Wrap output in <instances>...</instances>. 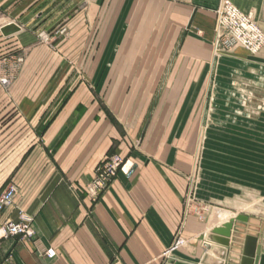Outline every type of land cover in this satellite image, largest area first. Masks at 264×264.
<instances>
[{
  "label": "crops",
  "instance_id": "obj_1",
  "mask_svg": "<svg viewBox=\"0 0 264 264\" xmlns=\"http://www.w3.org/2000/svg\"><path fill=\"white\" fill-rule=\"evenodd\" d=\"M230 1L264 32V0ZM218 2L0 0V29L20 28L9 37L0 33V77L12 80L0 85V192L9 185L17 190L2 220L15 221L22 211L35 231L29 241H4L0 264H237L247 235L263 249L260 223L250 216L235 224L224 247L207 235L236 214L226 211L213 224L203 214H186L194 154L175 150L172 130L141 136L143 119L130 109V117L118 120L120 135L111 104L108 115L96 99L99 88L62 82L78 79L81 64L89 81L113 74L150 80L149 87L136 82L130 91L136 95L158 94L160 79L163 93L197 96L264 88V48L255 55L240 47L218 50ZM59 26L66 31L54 36L53 47L39 43V31ZM144 31L151 32L150 54L129 56L143 45ZM112 155L124 165L95 189L96 169Z\"/></svg>",
  "mask_w": 264,
  "mask_h": 264
},
{
  "label": "rangeland",
  "instance_id": "obj_2",
  "mask_svg": "<svg viewBox=\"0 0 264 264\" xmlns=\"http://www.w3.org/2000/svg\"><path fill=\"white\" fill-rule=\"evenodd\" d=\"M65 31L63 26H59L57 30H42L38 32L37 39L42 45L53 47L54 36L65 34ZM150 33L143 32V45L128 49L129 56L150 54L151 48L146 44L150 42ZM217 47L227 53L220 45ZM147 65L141 64L143 69ZM114 66L117 64L112 65L113 71ZM127 66L132 69L138 66L141 69L140 63ZM78 70L79 78L62 80L63 85L85 84L99 88L96 99L108 115L107 108L111 104L109 117L120 135L125 134L118 123L120 115L123 118L130 117L128 110L136 109L135 113L143 119L138 132L141 136L151 133L171 134L172 130L175 150L190 151L192 156L194 154L192 172L187 176L188 186L184 197L187 215L203 214L211 224L226 211L250 216L260 223L257 233L263 237L264 253V88L261 84H257L258 87L253 85L254 89L243 88V91L240 90L235 95L233 93L216 97L210 94L197 96L163 93L166 91V81L160 79L158 94L136 95L130 93L136 82L139 84L142 81L143 86L149 87L150 80L119 79L111 72L112 76L109 78L89 81L82 77L81 64ZM104 99L106 105H103ZM220 103L228 110H224ZM230 108H233L232 111ZM160 119L174 120L176 125H152V120ZM178 120H185L184 125H178ZM116 159L120 160V169L124 160L116 155L106 159L100 166L113 163ZM210 237L209 232L207 240L213 242ZM180 239L182 238L178 234L174 245Z\"/></svg>",
  "mask_w": 264,
  "mask_h": 264
},
{
  "label": "built area",
  "instance_id": "obj_3",
  "mask_svg": "<svg viewBox=\"0 0 264 264\" xmlns=\"http://www.w3.org/2000/svg\"><path fill=\"white\" fill-rule=\"evenodd\" d=\"M217 44L224 51H232L237 47L249 54L255 55L264 48V33L251 20V16L240 11L230 0H219L216 9ZM10 76H1L0 85L7 87L11 84ZM119 159L108 162L96 170L95 189H102L115 176ZM17 190L13 185L7 186L0 192V246L4 241L19 238L29 241L34 235L33 219L22 211H18L15 221L2 220L4 211L13 205ZM180 243H176L177 246Z\"/></svg>",
  "mask_w": 264,
  "mask_h": 264
},
{
  "label": "water",
  "instance_id": "obj_4",
  "mask_svg": "<svg viewBox=\"0 0 264 264\" xmlns=\"http://www.w3.org/2000/svg\"><path fill=\"white\" fill-rule=\"evenodd\" d=\"M20 31L19 26L14 23L7 24L0 29L3 37H9ZM234 222L247 223L248 217L237 215L235 219L231 218L220 227L213 228L210 231V239L224 247L230 246ZM170 264H186L182 262H171ZM237 264H264V253L258 244V238L252 235H247L241 250V256Z\"/></svg>",
  "mask_w": 264,
  "mask_h": 264
},
{
  "label": "bare ground",
  "instance_id": "obj_5",
  "mask_svg": "<svg viewBox=\"0 0 264 264\" xmlns=\"http://www.w3.org/2000/svg\"><path fill=\"white\" fill-rule=\"evenodd\" d=\"M236 216L237 215H232L231 218L235 219ZM235 224H242V223L234 222V226H235Z\"/></svg>",
  "mask_w": 264,
  "mask_h": 264
}]
</instances>
